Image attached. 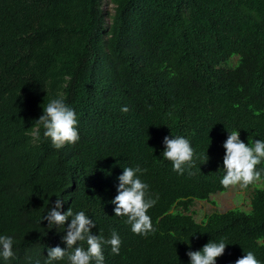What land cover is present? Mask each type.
<instances>
[{
	"label": "trees",
	"instance_id": "1",
	"mask_svg": "<svg viewBox=\"0 0 264 264\" xmlns=\"http://www.w3.org/2000/svg\"><path fill=\"white\" fill-rule=\"evenodd\" d=\"M108 2L111 11L106 0H0V236L13 237L15 254L0 264L74 251L62 240L71 218L64 229L42 220L57 196L62 214L96 222L93 235H119V254L104 245L103 264H190L189 250L221 240L216 264L247 251L264 264V186L248 187L249 210L199 222L191 208L229 189L220 183L229 132L249 146L264 141V0ZM60 96L76 112L79 141L56 149L41 126L33 142L43 108ZM165 136L186 138L201 157L191 175L163 157ZM137 166L158 197L147 236L111 203L124 168ZM257 170L264 182V161ZM52 264H69L67 255Z\"/></svg>",
	"mask_w": 264,
	"mask_h": 264
},
{
	"label": "clouds",
	"instance_id": "2",
	"mask_svg": "<svg viewBox=\"0 0 264 264\" xmlns=\"http://www.w3.org/2000/svg\"><path fill=\"white\" fill-rule=\"evenodd\" d=\"M121 111L127 113L129 108L124 106ZM76 112L68 107L65 98L52 99L45 108L43 114L37 120V127L32 130L30 135L33 142H39L41 139V126L43 128V137L50 138L56 149L63 148L66 144L75 145L79 139L77 129ZM165 149L162 152L163 157L172 162L173 171L177 174H184L186 170L196 166V161L201 159L194 152L190 142L182 137L176 136L170 138L165 136L163 139ZM225 155L223 157V168L225 174L220 183L224 188L239 186L246 189L250 185L260 186L262 170H257V165L264 161V141L256 139L252 146L240 139L239 131L229 132L227 139L223 143ZM206 162L208 155L203 158ZM144 170L140 167H126L123 173L118 177L117 195L111 201L115 204V216L127 217L126 223L131 225L133 233L147 236L149 233H155L151 217L148 210L156 204L158 197L153 199L148 192L149 186L142 182L138 173ZM64 199L57 196L54 205L47 210L42 220L48 221V228L53 226L63 227L65 222L71 218L67 225L66 235L62 240L66 242L67 248H74V251L67 253L60 246L50 247L48 249V260L46 264H52L53 261L63 260L67 255L69 264H103V246L110 245L111 252L118 255L120 252L121 238L115 230L112 231L111 238L105 239L102 235H93L91 229L96 226V222L90 219L85 212L73 213L69 208L63 214L59 209L63 206ZM86 241L88 247L85 248L79 243ZM13 237L0 236V256L5 260L12 258ZM190 244V241H189ZM227 243L221 240L219 243L209 241L201 250L187 252L190 258V264H216L218 257L225 253ZM36 264H40L39 261ZM235 264H261L256 258L254 252L247 251L246 255L238 258Z\"/></svg>",
	"mask_w": 264,
	"mask_h": 264
},
{
	"label": "rangeland",
	"instance_id": "3",
	"mask_svg": "<svg viewBox=\"0 0 264 264\" xmlns=\"http://www.w3.org/2000/svg\"><path fill=\"white\" fill-rule=\"evenodd\" d=\"M112 4L106 0L104 9L111 11ZM260 186H264V182H259ZM255 186V185H254ZM251 188L241 189L239 186L230 187L225 192H218L211 196L212 201L195 200L192 208L193 216L197 221H202L205 215L214 211H226L232 208L250 209V193Z\"/></svg>",
	"mask_w": 264,
	"mask_h": 264
}]
</instances>
